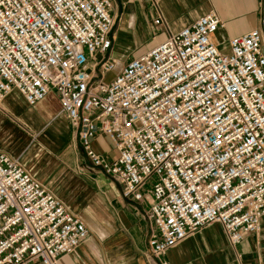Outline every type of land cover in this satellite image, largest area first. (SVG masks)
I'll use <instances>...</instances> for the list:
<instances>
[{"label": "built area", "instance_id": "built-area-1", "mask_svg": "<svg viewBox=\"0 0 264 264\" xmlns=\"http://www.w3.org/2000/svg\"><path fill=\"white\" fill-rule=\"evenodd\" d=\"M113 0H0V103L48 93L92 167L145 207L147 247L163 255L219 224L236 247L264 217V19L229 40L214 12L118 67L108 55ZM156 24H158L156 22ZM109 138L114 161L91 142ZM88 236L84 222L0 152V264H58Z\"/></svg>", "mask_w": 264, "mask_h": 264}, {"label": "crops", "instance_id": "crops-1", "mask_svg": "<svg viewBox=\"0 0 264 264\" xmlns=\"http://www.w3.org/2000/svg\"><path fill=\"white\" fill-rule=\"evenodd\" d=\"M118 1L122 7L119 12L113 8L115 20L130 23L135 37L160 40L155 45L214 12L222 27L212 40L225 51L230 39L248 33L264 19V0ZM261 30L264 50V27ZM123 35L120 31L119 37ZM91 148L107 161L118 157L106 136L97 135ZM0 152L19 159L36 181L86 225L87 238L60 257L58 264H159L147 247L145 207L124 200L119 185L92 167L76 131L60 113L54 92L31 107L16 91L3 98ZM162 259L168 264H264V217L260 231L246 236L236 247L228 244L222 227L212 223L170 248Z\"/></svg>", "mask_w": 264, "mask_h": 264}, {"label": "rangeland", "instance_id": "rangeland-1", "mask_svg": "<svg viewBox=\"0 0 264 264\" xmlns=\"http://www.w3.org/2000/svg\"><path fill=\"white\" fill-rule=\"evenodd\" d=\"M114 3H116V6ZM114 3V10L119 12L122 7L121 3L118 0H115ZM132 29L133 28L132 26L130 27V23H122L119 21L118 17L116 18L112 30V50L111 52H108V55L119 63L118 67L120 68L131 58L148 52L155 46L157 41H160L135 37L133 36ZM120 31L124 34L122 38L119 37Z\"/></svg>", "mask_w": 264, "mask_h": 264}]
</instances>
